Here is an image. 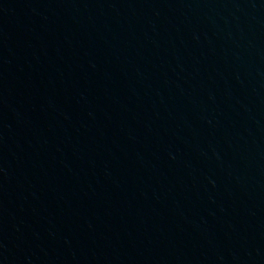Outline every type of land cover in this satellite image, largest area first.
Listing matches in <instances>:
<instances>
[{"label":"water","instance_id":"95a60500","mask_svg":"<svg viewBox=\"0 0 264 264\" xmlns=\"http://www.w3.org/2000/svg\"><path fill=\"white\" fill-rule=\"evenodd\" d=\"M0 264H264V0H0Z\"/></svg>","mask_w":264,"mask_h":264}]
</instances>
